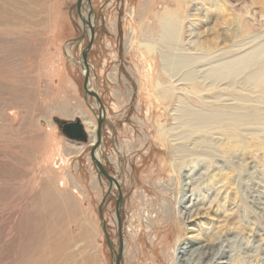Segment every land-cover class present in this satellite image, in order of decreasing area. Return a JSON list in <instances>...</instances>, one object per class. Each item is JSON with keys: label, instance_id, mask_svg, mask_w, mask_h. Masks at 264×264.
Masks as SVG:
<instances>
[{"label": "rangeland", "instance_id": "1", "mask_svg": "<svg viewBox=\"0 0 264 264\" xmlns=\"http://www.w3.org/2000/svg\"><path fill=\"white\" fill-rule=\"evenodd\" d=\"M89 3L81 13L91 11L94 32L90 87L105 111L97 154L122 194L120 264H171L180 243H236L223 261L264 264V0ZM0 4L9 15L0 29V152L18 161L8 173L0 168V185H22L28 203L22 222L17 193L0 199V264L50 262L81 222L95 250L83 242L72 262L90 264L94 253L113 264L98 215L109 184L90 160L91 138L75 154L53 119L72 122L84 110L97 127L98 108L83 91L89 30L77 0ZM172 85L161 103L158 86ZM117 198L113 188L102 204L115 252Z\"/></svg>", "mask_w": 264, "mask_h": 264}, {"label": "bare ground", "instance_id": "2", "mask_svg": "<svg viewBox=\"0 0 264 264\" xmlns=\"http://www.w3.org/2000/svg\"><path fill=\"white\" fill-rule=\"evenodd\" d=\"M9 1V0H8ZM20 2V1H19ZM34 2V1H33ZM22 3V2H21ZM2 4V3H1ZM0 7H3V5ZM11 5V2H10ZM9 5V6H10ZM13 6V5H12ZM25 7V5H23ZM5 7V6H4ZM14 7V6H13ZM11 8V7H10ZM15 8V7H14ZM21 9H23V7H20ZM27 8V7H26ZM3 9V8H2ZM17 9V7L15 8ZM30 9V8H29ZM33 9V8H32ZM31 9V11H32ZM8 10H11L8 8ZM20 10V9H19ZM27 10V9H26ZM35 10V9H34ZM23 11H25L23 9ZM29 11V10H28ZM27 11V12H28ZM10 12V11H9ZM12 12V11H11ZM17 12V11H16ZM24 14L26 12H23ZM13 14V13H12ZM15 14V13H14ZM34 14V13H33ZM37 15V14H36ZM9 15L7 14L6 11L4 10H0V29H3L4 26H7V22L4 21V18H7ZM17 16V14H16ZM28 16V15H27ZM36 17V16H35ZM10 18V17H9ZM12 18V17H11ZM21 19V18H19ZM24 19V18H23ZM27 19V18H26ZM36 19V18H35ZM6 20V19H5ZM10 20V19H9ZM32 20V19H31ZM21 22V21H20ZM25 22V20H24ZM27 22V21H26ZM35 22V21H34ZM10 23V22H9ZM82 23V22H81ZM92 24V23H91ZM16 25V24H15ZM22 25V24H21ZM11 26V24H10ZM22 27V26H21ZM20 27V28H21ZM8 28V27H7ZM6 28V29H7ZM88 31V30H87ZM6 34V33H5ZM88 34V33H87ZM1 43V42H0ZM5 45V44H4ZM4 47V46H3ZM10 47V46H9ZM8 47V48H9ZM2 48V47H1ZM3 49V48H2ZM1 50V49H0ZM6 50V48H5ZM9 50V49H8ZM181 51V50H180ZM10 52V51H9ZM184 52V51H183ZM182 53V52H181ZM196 54V53H195ZM195 55H193L194 57ZM209 56V55H208ZM215 56V55H214ZM196 57V56H195ZM211 57V56H210ZM189 59V58H188ZM195 59V58H194ZM200 59V58H199ZM206 59V58H205ZM220 59V58H219ZM190 60V59H189ZM193 60V58L191 59ZM198 60V59H196ZM204 60V59H203ZM210 60V59H209ZM194 61V60H193ZM208 61V60H206ZM219 61V60H218ZM5 62V61H4ZM12 62V61H11ZM80 63V62H79ZM207 63V62H206ZM205 63V64H206ZM215 63V62H214ZM196 65V64H195ZM210 66V65H209ZM208 66V67H209ZM207 67V68H208ZM184 68V67H183ZM191 69V68H190ZM193 69V68H192ZM2 70V69H1ZM0 70V71H1ZM167 70V69H166ZM205 71V70H204ZM188 72V71H187ZM199 73V72H198ZM201 76V75H200ZM218 79V78H217ZM7 80V79H6ZM171 80V79H170ZM176 80V79H175ZM200 80V79H199ZM4 81V80H3ZM22 81V79H21ZM157 81V80H156ZM179 82V81H178ZM206 82V81H205ZM209 82V81H208ZM161 84V83H160ZM168 85V84H167ZM214 85V84H213ZM216 85V84H215ZM210 86V85H209ZM159 88L157 89V97L158 99H160L161 103H169L171 98L173 97L175 90L174 87L175 85H172L171 88L168 87H161L158 86ZM194 87V85H193ZM213 87V86H212ZM219 87V86H218ZM7 88V87H6ZM207 88V87H206ZM2 90V88H1ZM189 90V89H188ZM156 91V90H155ZM25 92V91H24ZM191 94V93H190ZM205 94V93H204ZM187 95V94H186ZM195 95V94H194ZM181 96V95H180ZM196 96V95H195ZM218 96V95H217ZM227 96V95H226ZM6 97V96H5ZM198 97V96H197ZM32 98V97H31ZM191 98V97H190ZM210 98V97H209ZM234 98V97H233ZM23 99V98H22ZM187 99V98H186ZM200 100V99H199ZM208 100V99H207ZM212 100V99H211ZM17 101V100H16ZM201 101V100H200ZM217 101V99H216ZM219 101V100H218ZM21 102V101H20ZM176 103V102H175ZM180 105V102H178ZM211 103V102H210ZM215 103V101H214ZM227 103V102H226ZM239 103V102H238ZM8 104V103H7ZM6 105V104H5ZM211 105V104H210ZM176 106V105H175ZM240 106V105H239ZM3 107V106H2ZM178 107V106H177ZM233 108V107H232ZM231 108V109H232ZM3 110V108H2ZM19 110V109H18ZM176 110V109H175ZM179 110V109H178ZM1 111V110H0ZM2 112V111H1ZM76 112V113H75ZM232 112V111H231ZM20 113V112H19ZM74 115L78 117L83 130L85 131L86 134V139L87 141L90 139V146H92L95 141H96V136H95V129H96V123L95 120L89 116L87 114V112H85L84 110H80L79 112L74 110ZM185 115L184 112H182L181 117ZM59 116H65L62 115L60 113ZM73 116V115H72ZM174 116V115H173ZM179 116V115H178ZM175 117V116H174ZM52 119V118H51ZM54 119V118H53ZM60 119V117L58 118ZM176 119V118H175ZM182 119V118H181ZM61 120V119H60ZM184 121V120H183ZM9 122V121H8ZM68 122V121H67ZM58 125V124H57ZM181 125V124H180ZM2 126V125H1ZM178 126V125H177ZM6 127V126H5ZM59 128V126H58ZM181 128V127H180ZM60 129V128H59ZM4 130V129H3ZM10 131V130H9ZM19 131V130H18ZM12 132V131H11ZM163 135L164 137H168V138H172V140L170 139V141H179V136L177 135L176 137H174V135H169L167 133L166 130H163ZM4 134V133H3ZM21 135V134H20ZM176 135V134H175ZM3 137V136H2ZM12 137V136H11ZM174 137V138H173ZM18 138V137H17ZM16 138V139H17ZM21 138V137H20ZM12 139V138H11ZM10 139V140H11ZM12 141V140H11ZM18 141V140H17ZM167 141H169L167 139ZM16 142V141H15ZM25 143V142H24ZM70 143L73 145V149H74V153L78 154L80 153L82 150H84V145L83 144H79L76 141L70 140ZM177 146V145H176ZM22 147V146H21ZM11 149V148H10ZM20 151V149H19ZM25 151V150H24ZM96 156L98 157V154L96 153ZM14 161L16 164L18 163L17 159L12 158L9 154L4 153V152H0V168H2L3 170H5L7 173L10 172L12 170V166H14V163L12 162ZM23 176V175H22ZM13 181V180H12ZM17 181V180H16ZM20 183V182H19ZM244 185V182H243ZM247 187V186H246ZM260 188V187H259ZM16 192L17 196H16V200H17V208L20 211L19 214H21L20 216V221L23 222L24 220V216L27 214V210H28V203L26 202L27 199H25V194H26V190L25 187H21L19 186L18 188H16L15 190L12 189V187L8 184H2L0 185V199L2 200H7L8 198H10L11 194ZM261 193V192H259ZM254 194V193H253ZM263 195V193H261ZM256 195V193H255ZM261 195V197H263ZM257 197V196H256ZM250 198V197H249ZM253 199V198H252ZM252 201V200H250ZM263 201V200H262ZM251 203V202H250ZM258 204L260 203L261 205H264V203L261 202H257ZM31 204L36 206V209L39 210V207H41V199L39 200L38 198H34L31 200ZM251 205L253 206V204L251 203ZM259 207V206H258ZM262 207V206H261ZM261 214V213H260ZM24 215V216H23ZM179 218L181 219H185L183 216V213L179 214ZM263 216V215H262ZM264 218V217H263ZM182 221V220H181ZM264 224V221H263ZM40 225V224H39ZM86 226V224H85ZM84 226V222H81L80 224V235L78 237L75 236H66L65 238L62 239V241L60 243H58L57 245V250H56V255L54 256V258L50 261V262H46V264H74L72 261L74 260L73 258L75 257V254L78 253L79 248L82 246L83 242L88 246V248H90L91 252H93L95 249L92 245L93 240L91 239L90 235L88 234V230L85 228ZM264 226V225H263ZM20 227V226H19ZM18 232V231H17ZM264 232V231H263ZM12 233V232H11ZM35 236V235H34ZM26 238V237H25ZM241 240V239H240ZM242 241V240H241ZM177 242V241H176ZM175 242V243H176ZM220 242L222 243V241H218L216 242V244H220ZM235 242H238V239H235ZM246 242V241H245ZM226 244V242H225ZM221 245V244H220ZM219 247H217L216 249H213V247H207V246H195V247H189L187 246V243H180V244H176L175 246L178 249V254H182L181 256H176L175 261H172L171 264H179L181 261L184 262V264H229V261H223V258H227L228 260H230L231 262V256L233 255V250L238 248L240 245L239 244H233L230 246H226V245H221ZM1 246V245H0ZM226 246V247H225ZM260 246V245H259ZM256 247V245H255ZM228 248V249H225ZM250 248V247H248ZM259 248V247H258ZM176 249V250H177ZM243 249V248H242ZM26 250V249H25ZM37 251V250H36ZM97 251H95L96 254ZM230 252V254H229ZM246 252V251H245ZM252 254V252H251ZM258 254V253H257ZM184 255V257H183ZM97 255L95 256L94 253L90 254V258L88 257L87 260L89 261L90 264H98L97 263ZM234 259V258H233ZM252 261V260H251ZM238 262V261H237ZM38 264H41L39 262H37ZM23 264V263H21ZM252 264V263H251Z\"/></svg>", "mask_w": 264, "mask_h": 264}, {"label": "water", "instance_id": "3", "mask_svg": "<svg viewBox=\"0 0 264 264\" xmlns=\"http://www.w3.org/2000/svg\"><path fill=\"white\" fill-rule=\"evenodd\" d=\"M86 3L88 5H90L89 0H86ZM82 5H83V0H77V4H76L77 14H78L79 19L82 22L83 26L87 27L89 30L88 45L81 52V64L84 68L83 91H84V94L86 97L89 96V97L94 99V101L96 103V107L98 108L97 127H96V141L91 146L90 160L93 163V165L97 171V174L105 177V179L107 180V182L109 184L108 191H107L106 195L104 196V198L102 199V202L99 206V210H98L99 214L98 215H99V219L103 222L102 231L104 234V239H105L106 245L108 246V250H109L112 257L115 256V260H114L113 264H120V261L122 258V253H123V241H122V237H121V224H120V209H121L122 194H121V189H120L119 184L116 181V179L107 173V171L104 169L103 165L101 164L100 160L96 156L97 149L99 148L100 143H101V126H102V123H103L104 118H105V111H104L103 106L100 102L98 94L96 92H94L90 87V65L87 61V54L92 47L94 32H93V27H92L91 20H90V12L91 11L87 14L86 18L83 17V14L81 13V6ZM54 122L58 124L60 131L62 132V134L66 138L73 140V141H76L78 143L79 142H81V143L87 142L85 131L83 130V127H82L79 119H76L72 122H67L65 120H60V119L54 118ZM113 188H115L117 190V193H118V198L116 200V205H115V215H116V220H117V225H118V238H119V248H118L117 252L114 251V249L111 245V242L109 240L108 233H107V230L105 227V223L103 221V215H102V204L106 200L107 196L110 195L111 190Z\"/></svg>", "mask_w": 264, "mask_h": 264}, {"label": "flooded vegetation", "instance_id": "4", "mask_svg": "<svg viewBox=\"0 0 264 264\" xmlns=\"http://www.w3.org/2000/svg\"><path fill=\"white\" fill-rule=\"evenodd\" d=\"M82 7V6H81ZM117 252V251H116Z\"/></svg>", "mask_w": 264, "mask_h": 264}]
</instances>
